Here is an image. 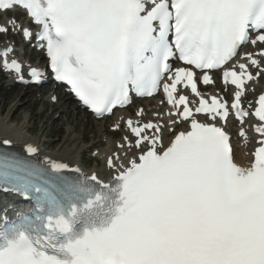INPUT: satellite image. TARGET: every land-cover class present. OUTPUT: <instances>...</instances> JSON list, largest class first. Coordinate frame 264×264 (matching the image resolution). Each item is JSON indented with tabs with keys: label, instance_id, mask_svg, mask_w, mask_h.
Listing matches in <instances>:
<instances>
[{
	"label": "snow or ice",
	"instance_id": "1",
	"mask_svg": "<svg viewBox=\"0 0 264 264\" xmlns=\"http://www.w3.org/2000/svg\"><path fill=\"white\" fill-rule=\"evenodd\" d=\"M17 7L40 26L56 79L98 116L131 103L132 92L153 95L172 73L163 83L175 109L169 115L178 118L171 123L190 130L171 129L166 146L164 125L128 120L136 139L119 147L139 154L126 162L109 156L114 185L95 174L71 178L66 163L0 154V191L34 202L31 214L0 226V264H264V139L251 165L239 166L229 134L215 123L227 122V102L201 97L193 110L187 96L174 94L186 81L200 96L196 73L170 63L221 69L242 45H264V0H0V10ZM11 51L0 53L3 67L23 81L22 64L7 59ZM244 56L264 71L257 58L264 48ZM238 67L223 79L238 89L231 108L243 122L249 112L241 97L253 74L248 64ZM30 75L39 83L44 72L30 68ZM202 79L213 83L207 72ZM257 103L253 115L264 122V95ZM255 132L264 138V123Z\"/></svg>",
	"mask_w": 264,
	"mask_h": 264
},
{
	"label": "rangeland",
	"instance_id": "2",
	"mask_svg": "<svg viewBox=\"0 0 264 264\" xmlns=\"http://www.w3.org/2000/svg\"><path fill=\"white\" fill-rule=\"evenodd\" d=\"M51 90V88H45L39 90L29 89L24 91L22 89H15L8 91L6 88V82L0 81V116L3 118L6 114L12 111L13 120L11 124L19 125L27 120V135L37 139V141L41 142L44 146L46 145L45 148H48L47 150L49 152H54L59 150L68 135L75 131V123L69 118L62 117L63 112L61 110V105L56 111L54 110L53 114H51L53 107L47 102H37L41 92H44V94L47 95L51 93ZM62 103L61 100L60 104ZM67 104L69 106H77L70 100H67ZM79 110L81 111V109ZM60 112H62V114L58 117ZM88 117L89 115H87L86 119H88ZM112 120L113 118L111 121ZM65 121L68 124L65 123ZM104 121L105 120H103V122ZM70 129L71 131H69ZM97 133V128L94 125L93 120L90 118L86 121L84 120L76 132L77 140L72 141L70 144V146L80 144L82 147L87 148V150L82 153L79 163L89 170L96 167V162L94 161H97L96 158H93L96 152H93L92 148L88 150L89 145L94 143L99 149V152L106 147L104 142L98 143L103 137ZM85 138L86 140L84 141Z\"/></svg>",
	"mask_w": 264,
	"mask_h": 264
},
{
	"label": "bare ground",
	"instance_id": "3",
	"mask_svg": "<svg viewBox=\"0 0 264 264\" xmlns=\"http://www.w3.org/2000/svg\"><path fill=\"white\" fill-rule=\"evenodd\" d=\"M50 99L51 97L49 98V100ZM60 99L64 102V100H68L69 97L64 93L63 95H61ZM151 105L155 107H159V101L152 100L150 101V103L148 101V103H146L143 106V108H145V111L148 112L149 115L153 111L150 109ZM139 107H142V105ZM139 107L137 108L139 109ZM61 110L63 112V116H62L63 118H69L72 122L75 123V128H74L75 131L68 135L65 142L59 148V150H56L54 152L43 151L42 150L43 145H41V142H38L37 139H34L27 135L28 134V121L27 120H25L23 123L19 125L11 124L13 120L12 111L6 114V116L3 118H1L0 116V142L6 141V140L11 141L10 145H13L14 147H19L23 144L34 145L40 148L45 153V154H42L44 158H47L51 161L69 163L72 166L79 164L82 153L85 152V149L80 144H77L74 146H70V144L72 143V141L77 140V136L75 133L78 130L79 126L82 124V121L86 120L87 114L82 113L79 110V108H77V106H69L65 102L61 104ZM123 114H125V112H121L119 115H116L115 117H113L111 126H115L117 122L119 121L120 116H122ZM142 119L146 120L147 117H143ZM95 125L97 127L98 133H100L101 136H104L105 138H107V147L105 148L104 152L110 153L111 151L116 149L114 148L115 141H113L110 138V135H107L104 133L105 123L103 121L95 122ZM69 131H71V129ZM119 143L122 144V142H119ZM250 151L251 150H249V147H247V149L242 148L241 150L237 151L236 153L237 161L241 163L249 162L250 157L247 156V152H250ZM93 171H96V168L91 170V172Z\"/></svg>",
	"mask_w": 264,
	"mask_h": 264
}]
</instances>
